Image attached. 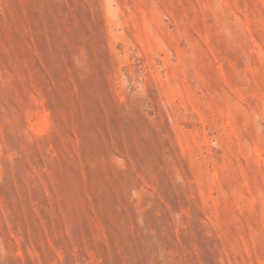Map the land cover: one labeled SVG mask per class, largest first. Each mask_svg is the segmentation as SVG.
<instances>
[{
    "label": "rangeland",
    "instance_id": "obj_1",
    "mask_svg": "<svg viewBox=\"0 0 264 264\" xmlns=\"http://www.w3.org/2000/svg\"><path fill=\"white\" fill-rule=\"evenodd\" d=\"M0 264H264V0H0Z\"/></svg>",
    "mask_w": 264,
    "mask_h": 264
}]
</instances>
